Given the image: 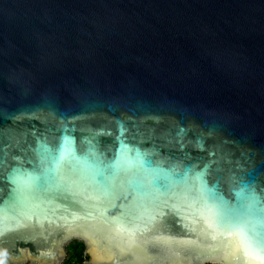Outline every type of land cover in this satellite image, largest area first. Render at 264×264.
I'll return each instance as SVG.
<instances>
[{
	"label": "water",
	"instance_id": "water-1",
	"mask_svg": "<svg viewBox=\"0 0 264 264\" xmlns=\"http://www.w3.org/2000/svg\"><path fill=\"white\" fill-rule=\"evenodd\" d=\"M264 264V0H0V264Z\"/></svg>",
	"mask_w": 264,
	"mask_h": 264
},
{
	"label": "trees",
	"instance_id": "trees-1",
	"mask_svg": "<svg viewBox=\"0 0 264 264\" xmlns=\"http://www.w3.org/2000/svg\"><path fill=\"white\" fill-rule=\"evenodd\" d=\"M84 245L79 240H72L66 245V256L62 264H85Z\"/></svg>",
	"mask_w": 264,
	"mask_h": 264
},
{
	"label": "built area",
	"instance_id": "built-area-1",
	"mask_svg": "<svg viewBox=\"0 0 264 264\" xmlns=\"http://www.w3.org/2000/svg\"><path fill=\"white\" fill-rule=\"evenodd\" d=\"M58 264H62V262L58 263ZM204 264H214V263H204Z\"/></svg>",
	"mask_w": 264,
	"mask_h": 264
}]
</instances>
